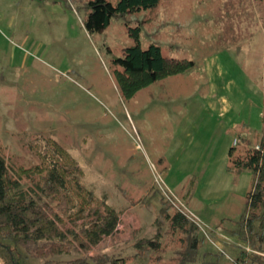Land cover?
<instances>
[{
	"label": "rangeland",
	"instance_id": "1",
	"mask_svg": "<svg viewBox=\"0 0 264 264\" xmlns=\"http://www.w3.org/2000/svg\"><path fill=\"white\" fill-rule=\"evenodd\" d=\"M85 2L0 0L1 153L15 168H27L40 162L39 149L56 142L82 183L118 210L115 232L72 256L105 252L127 264H178L186 235L160 213L162 193L169 210L199 218L198 225L189 217L199 242L185 264L231 260L240 242L223 227H235L251 172L233 177L225 163L231 144L241 150L264 134V0H159L94 31L84 25ZM135 29L142 46L155 42L165 55H178L166 58L193 63L174 73L180 78L163 76L125 98L113 59L134 43ZM214 52L225 64L214 80L228 82L227 90L215 83L213 94L202 71ZM161 82L170 85L169 95ZM222 95L229 109H210ZM167 97L177 98L174 106L162 104ZM193 100L199 105L191 128L183 114L193 112ZM204 119L219 130L203 133ZM144 236L160 247L135 257V242Z\"/></svg>",
	"mask_w": 264,
	"mask_h": 264
},
{
	"label": "trees",
	"instance_id": "2",
	"mask_svg": "<svg viewBox=\"0 0 264 264\" xmlns=\"http://www.w3.org/2000/svg\"><path fill=\"white\" fill-rule=\"evenodd\" d=\"M158 2L86 0L84 25L94 31L108 25L114 16L152 8ZM134 40L113 59L119 65L115 69L116 81L125 98L163 76L186 70L193 63L166 58L155 42L142 46L136 29ZM241 139L246 140L243 136ZM38 156L39 163L17 169L0 151V264H127L125 257L105 252L70 255L72 251H87L104 236L113 234L119 213L107 202L104 193L96 195L82 183L76 165L64 161L67 153L56 142L39 149ZM225 170L233 177L249 170L251 184L244 195L243 210L233 220L235 227H223L240 245L233 258L222 263L264 264V134L256 145L248 143L241 150L231 144ZM160 196V213L173 230L186 235V250L181 251L178 263L185 264L198 246V225L177 207L169 210L167 197L162 193ZM87 216V220H82ZM226 219L229 218H220ZM159 235L156 231L154 237ZM134 246L133 256L142 258L147 249H158L160 242L144 236Z\"/></svg>",
	"mask_w": 264,
	"mask_h": 264
},
{
	"label": "crops",
	"instance_id": "3",
	"mask_svg": "<svg viewBox=\"0 0 264 264\" xmlns=\"http://www.w3.org/2000/svg\"><path fill=\"white\" fill-rule=\"evenodd\" d=\"M228 35V34H227ZM226 48V50H228V49H230V48H228V46H225L224 47V49ZM161 52H162V50H161ZM162 54L164 55V56H167V57H178V55H175L174 54V52H172L170 55H165L163 52H162ZM210 56V58L209 59H207V62H206V66H205V69L202 71V72H204L205 73V75L207 76L206 78H207V80H202V84L204 85V86H206V88H209L212 92L214 91H217L216 90V87H214L215 86V83L219 86V89L222 87V88H224V89H226L227 90V87H226V85H227V82H228V79H227V81L225 82V83H223V84H220V83H217L218 81H215L214 79H218L217 77L219 76V75H222L224 72V70H223V67H222V64L223 65H225L224 63H222L220 60V57H219V53L218 52H214V53H212V54H210L209 55ZM208 56V57H209ZM179 57H184V56H179ZM188 59V58H187ZM191 60V59H190ZM264 66V65H263ZM195 68V64L189 69V70H193ZM185 72H187V71H185ZM184 72V73H185ZM201 72V75H203V73ZM180 76H183V73H179L178 75L177 74H174V75H171V76H169L168 77V79H170V78H175V77H179L180 78ZM185 76V75H184ZM185 77H187L186 79H188L189 77H188V75L187 76H185ZM169 83V82H168ZM200 83V82H199ZM196 84H198L197 82H196ZM161 85H162V89L164 90V91H166V93L169 95L170 93L168 92V90L170 89V85L169 84H167V83H165V82H161ZM173 88H175V87H173ZM176 88L178 89H176V91L178 92V91H181V89H182V87H181V85L180 84H178V85H176ZM214 92H213V94H214ZM169 97H167L165 100H162L163 102H167V103H162L163 105H168V106H174V102H175V100L177 99V98H172L173 100H171V99H168ZM218 100H219V102L217 101V100H214V101H212V102H210V105H209V107H210V109L211 108H214V105L215 106H217V109L219 110V111H223V110H228L229 109V103H228V99L227 98H224V96L222 95L221 97H219L218 96V98H217ZM177 101V100H176ZM220 104H221V106H220ZM185 105V104H184ZM184 105L182 106V108H184ZM198 103H195V101L193 100V102H192V113H190L189 114V117H188V113H186V112H184V116H187V118H189V123H190V125H191V128L193 127L192 125L194 124L193 123V121H194V115H195V113H194V111H195V109L198 107ZM197 106V107H196ZM232 106V105H231ZM196 107V108H195ZM219 107L221 108V109H219ZM218 111V112H219ZM178 112V111H177ZM180 114V113H179ZM179 114L177 115V118H176V121L178 122V116H179ZM192 114V115H191ZM211 120V119H210ZM210 120H208V119H204L203 121H202V123L201 122H199L200 123V125H199V127L198 128H201L202 129V125H204V124H206L205 126L207 127L206 129H204V130H202L203 131V133H206L207 132V130H209V127L211 128V127H213L211 130H213L214 128H216L215 129V131L214 132H216V131H218L219 130V128H220V124L219 123H216V122H212V123H210ZM226 121H227V123H228V118H226ZM204 123V124H203ZM197 125V124H196ZM196 125H194V127L196 128L197 126ZM221 128H223L222 126H221ZM201 129H199V130H201ZM224 129L225 128H223V132H224ZM194 130H196V129H194ZM230 145V144H229ZM160 160V159H159ZM226 164V163H225Z\"/></svg>",
	"mask_w": 264,
	"mask_h": 264
},
{
	"label": "built area",
	"instance_id": "4",
	"mask_svg": "<svg viewBox=\"0 0 264 264\" xmlns=\"http://www.w3.org/2000/svg\"><path fill=\"white\" fill-rule=\"evenodd\" d=\"M234 142H235V139H234ZM177 208L182 210L183 212H185L188 215V217H190L192 220H194L198 225L200 224L199 220H198L199 218L194 213H192L190 211H186L180 207H177Z\"/></svg>",
	"mask_w": 264,
	"mask_h": 264
}]
</instances>
